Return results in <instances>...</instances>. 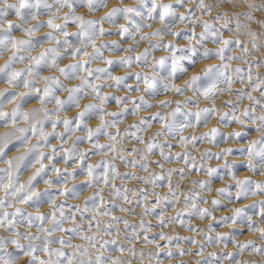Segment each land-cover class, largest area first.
I'll return each mask as SVG.
<instances>
[{"label": "clouds", "instance_id": "9594fccd", "mask_svg": "<svg viewBox=\"0 0 264 264\" xmlns=\"http://www.w3.org/2000/svg\"><path fill=\"white\" fill-rule=\"evenodd\" d=\"M0 264H264V0H0Z\"/></svg>", "mask_w": 264, "mask_h": 264}]
</instances>
